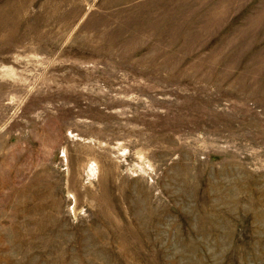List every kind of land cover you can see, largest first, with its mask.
I'll return each instance as SVG.
<instances>
[{"label":"rangeland","instance_id":"1","mask_svg":"<svg viewBox=\"0 0 264 264\" xmlns=\"http://www.w3.org/2000/svg\"><path fill=\"white\" fill-rule=\"evenodd\" d=\"M0 264H264V0H0Z\"/></svg>","mask_w":264,"mask_h":264}]
</instances>
